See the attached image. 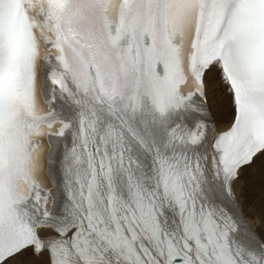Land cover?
Returning a JSON list of instances; mask_svg holds the SVG:
<instances>
[{
    "label": "snow or ice",
    "instance_id": "snow-or-ice-1",
    "mask_svg": "<svg viewBox=\"0 0 264 264\" xmlns=\"http://www.w3.org/2000/svg\"><path fill=\"white\" fill-rule=\"evenodd\" d=\"M0 264H264V0H0Z\"/></svg>",
    "mask_w": 264,
    "mask_h": 264
}]
</instances>
